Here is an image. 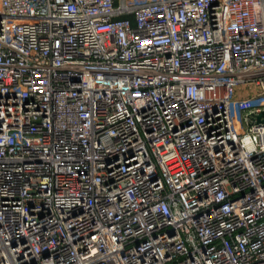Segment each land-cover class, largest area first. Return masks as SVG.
<instances>
[{"label":"built area","instance_id":"obj_1","mask_svg":"<svg viewBox=\"0 0 264 264\" xmlns=\"http://www.w3.org/2000/svg\"><path fill=\"white\" fill-rule=\"evenodd\" d=\"M262 113L264 0H0V264H264Z\"/></svg>","mask_w":264,"mask_h":264},{"label":"rangeland","instance_id":"obj_2","mask_svg":"<svg viewBox=\"0 0 264 264\" xmlns=\"http://www.w3.org/2000/svg\"><path fill=\"white\" fill-rule=\"evenodd\" d=\"M254 93V89L253 88H249V90H245V91H243L242 93H239V95H241V97H247V96H251L252 94Z\"/></svg>","mask_w":264,"mask_h":264},{"label":"water","instance_id":"obj_3","mask_svg":"<svg viewBox=\"0 0 264 264\" xmlns=\"http://www.w3.org/2000/svg\"><path fill=\"white\" fill-rule=\"evenodd\" d=\"M262 114H264V113H262ZM259 118H261V115L259 116Z\"/></svg>","mask_w":264,"mask_h":264}]
</instances>
